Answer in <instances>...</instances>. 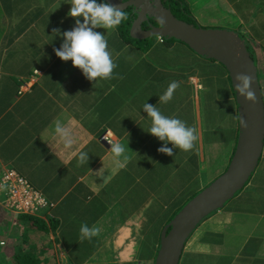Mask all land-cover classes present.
<instances>
[{
	"label": "crops",
	"instance_id": "0c3cea01",
	"mask_svg": "<svg viewBox=\"0 0 264 264\" xmlns=\"http://www.w3.org/2000/svg\"><path fill=\"white\" fill-rule=\"evenodd\" d=\"M69 3L0 0V175L16 170L52 204L36 216L47 228L35 229L0 203V244L7 247L0 262L154 264L164 228L232 161L240 131L232 78L223 64L185 42L134 38L119 25L97 29L118 65L113 78L90 82L53 51L63 43L53 29L62 34L75 26ZM165 4L181 20L183 6L190 23L234 31L264 48V0ZM171 81L180 87L158 104ZM146 102L194 127V149L159 153L162 142L147 133ZM57 119L74 137L67 149L54 133ZM107 132L110 142L103 139ZM117 142L126 162L117 163L109 151ZM80 152L88 161L79 162ZM82 223L98 227L99 235L80 241ZM179 264H264V150L248 183L191 234Z\"/></svg>",
	"mask_w": 264,
	"mask_h": 264
},
{
	"label": "water",
	"instance_id": "95a60500",
	"mask_svg": "<svg viewBox=\"0 0 264 264\" xmlns=\"http://www.w3.org/2000/svg\"><path fill=\"white\" fill-rule=\"evenodd\" d=\"M166 1L107 0L128 13L132 37L163 36L185 42L198 54L223 64L229 71L234 89L237 74L250 75L251 87L256 94L253 105L235 91L239 116L247 123V128L240 127L237 147L228 169L190 199L162 232L154 264H179L186 242L197 226L234 197L256 171L264 150V95L255 60L239 34L226 29H206L181 20L165 4Z\"/></svg>",
	"mask_w": 264,
	"mask_h": 264
},
{
	"label": "clouds",
	"instance_id": "9594fccd",
	"mask_svg": "<svg viewBox=\"0 0 264 264\" xmlns=\"http://www.w3.org/2000/svg\"><path fill=\"white\" fill-rule=\"evenodd\" d=\"M71 8L68 16L75 20V26L62 34L59 29H53V33L62 36L63 43L59 48L53 49L56 57L63 62H72L74 68L79 69L85 79L94 82L97 79H112L114 70L118 67L113 59L112 52L108 48L106 35L97 29H115L127 19L126 13L107 0H70ZM163 23V20L161 21ZM118 55V54H117ZM122 78V77H120ZM235 91L246 102L256 103V94L252 89V77L247 74H237L235 77ZM180 87L179 81H171L166 90L158 97V104L168 103L176 89ZM142 110L150 118L151 125L147 133L157 138L162 145L157 151L169 157L173 156L174 150L191 151L194 149L199 136L194 127L175 117H168L147 102ZM241 128H247V123L237 117ZM54 133L67 149L75 142L68 127L59 119L54 121ZM171 144L172 147H168ZM110 153L113 159L120 163V158L126 162V149L121 143L110 144ZM128 147V146H127ZM129 149V148H128ZM86 152L79 153V162L88 161ZM121 166H123L121 164ZM79 240H91L99 235L100 229L87 223H82L79 229Z\"/></svg>",
	"mask_w": 264,
	"mask_h": 264
},
{
	"label": "built area",
	"instance_id": "2783aa9c",
	"mask_svg": "<svg viewBox=\"0 0 264 264\" xmlns=\"http://www.w3.org/2000/svg\"><path fill=\"white\" fill-rule=\"evenodd\" d=\"M160 39L163 40L162 37ZM103 139L110 142L112 134L107 132ZM0 203L15 214L28 215H37L52 205L28 179L14 169H5L0 175Z\"/></svg>",
	"mask_w": 264,
	"mask_h": 264
},
{
	"label": "trees",
	"instance_id": "16d2710c",
	"mask_svg": "<svg viewBox=\"0 0 264 264\" xmlns=\"http://www.w3.org/2000/svg\"><path fill=\"white\" fill-rule=\"evenodd\" d=\"M179 9L181 10V11L179 12V14H181V15H179V16L182 17L185 21H187V22L190 23V22H191V19H189V17L186 16V15H188V14H185V13H187L186 8L183 7V6H182V7L180 6ZM125 13H126V16H128V13H127V12H125ZM120 26H121L122 32H123L125 35H128V31H129V29H130V23L127 22V19H126L125 21H123V22L120 24ZM124 28H125V29H124ZM243 38H244V37H243ZM244 40H245V38H244ZM246 44H247L248 50L250 51V48H249V45H248L247 41H246ZM250 53H251V51H250ZM251 55H252V57L254 58V56H253L252 53H251ZM18 215H21L22 217H25V219L29 220V221L31 222L30 225H32L33 227H36L35 229H38V228L41 227V226H43L45 229L47 228V223L38 220V218H37L36 216H34V215H28V214H18ZM51 223H53V222H51ZM52 226H53V225H52ZM31 258H32V259H30L29 257L23 259L22 261H20V262H21L20 264H38V260L36 259V257H31ZM33 258H35V259H33Z\"/></svg>",
	"mask_w": 264,
	"mask_h": 264
},
{
	"label": "rangeland",
	"instance_id": "374dc122",
	"mask_svg": "<svg viewBox=\"0 0 264 264\" xmlns=\"http://www.w3.org/2000/svg\"><path fill=\"white\" fill-rule=\"evenodd\" d=\"M249 48H250V51H251V53L253 54V56H254V60H256L255 61V63H256V65H257V68H258V63L259 62H261V64H260V66L261 65H264V48H262V47H260V46H258V44L257 43H254V42H252L250 45H249ZM262 72V71H261ZM261 72L259 71V76H260V78L262 77V74H261ZM262 79V78H261ZM198 193V192H197ZM196 193V194H197ZM195 194V195H196ZM194 195V196H195ZM3 208H4V206H3ZM183 208V207H182ZM181 210V209H180ZM179 210V211H180ZM178 211V212H179ZM177 212V213H178ZM34 216H37V215H34ZM0 221H1V219H0ZM12 227H14V226H12ZM4 226L3 225H1V223H0V230L2 229V230H4ZM17 228L16 227H14V230L15 231H17L16 230ZM28 233H29V231H28ZM10 234H12L13 235V233H10ZM5 242V241H4ZM6 244V243H5ZM0 252L2 251V252H4L5 251V249L7 248H4L3 247V244H0ZM9 264L11 263V262H8ZM21 262L20 261H16V263L15 264H20ZM0 264H3L2 262H0Z\"/></svg>",
	"mask_w": 264,
	"mask_h": 264
},
{
	"label": "flooded vegetation",
	"instance_id": "af4514ba",
	"mask_svg": "<svg viewBox=\"0 0 264 264\" xmlns=\"http://www.w3.org/2000/svg\"><path fill=\"white\" fill-rule=\"evenodd\" d=\"M145 26H147V25H145Z\"/></svg>",
	"mask_w": 264,
	"mask_h": 264
}]
</instances>
